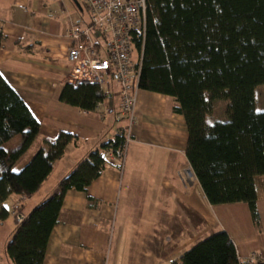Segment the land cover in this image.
Masks as SVG:
<instances>
[{
	"label": "trees",
	"instance_id": "1",
	"mask_svg": "<svg viewBox=\"0 0 264 264\" xmlns=\"http://www.w3.org/2000/svg\"><path fill=\"white\" fill-rule=\"evenodd\" d=\"M79 6L75 7L82 12ZM146 6L144 37L134 41L142 56L138 90L176 102L173 112L187 128L185 158L207 203H244L258 226L255 179L264 176V111L255 110V89L263 87L264 94V0H146ZM4 41L0 33V50ZM58 100L92 112L104 93L98 86L66 83ZM218 101L228 102L227 118L208 123ZM39 129L24 101L0 74V225L12 211L5 203L14 196L23 200L37 194L66 148L78 142L60 131L14 173V164L31 147ZM16 136L19 148L5 151L3 146ZM94 148L58 182L52 196L15 224L4 245L11 264L44 263L66 193H85L104 172L107 153L122 160L124 138L115 134L97 141ZM175 264L239 263L234 244L220 231L194 244Z\"/></svg>",
	"mask_w": 264,
	"mask_h": 264
},
{
	"label": "crops",
	"instance_id": "2",
	"mask_svg": "<svg viewBox=\"0 0 264 264\" xmlns=\"http://www.w3.org/2000/svg\"><path fill=\"white\" fill-rule=\"evenodd\" d=\"M14 2L26 6L27 11L13 8ZM41 2L0 0V33L5 36L0 50V74L39 123V134L31 147L35 144L38 151L44 147L45 141H54L60 131L77 137L78 142L66 148L64 156L54 165L37 194L23 200L17 198L22 202L23 216L50 196L52 186L47 187L46 184L54 180L52 184L57 186L89 150L97 148H94L97 141L112 139L125 124L119 115L118 89L114 84L112 89H102L107 96L101 102L102 106L92 112L59 102V93L67 83L69 72L66 61L69 40L63 32L60 33L62 24L58 27L56 22L45 19ZM176 106L172 98L137 90L136 121L128 143L132 142L133 148L124 153L122 171L120 165L112 163L105 167L100 178L85 193H66L57 224L48 239L43 264H103L104 252L112 240H115V255H120L124 239L135 231L128 213L124 212L121 216L115 214L114 203L121 196L126 206H144L150 200H166L172 187L164 179V172L175 170L182 158L188 166L186 171H191L185 158L187 128L183 118L173 112ZM107 107L110 112L103 116ZM10 142L3 149L7 152L17 150H6ZM16 144L18 146L19 141ZM121 172L127 177L123 190L120 188L118 193ZM192 178L196 181L193 174ZM191 179L189 185L192 187ZM255 188L258 226L253 224L248 206L244 203L210 206L201 190L205 203L198 201L194 194H176L179 207L190 211L196 221V236L200 239L190 243L191 247L216 230L229 236L239 264H245L252 253H264V177L255 181ZM160 189L162 195L158 193ZM14 198L11 197L5 206ZM116 220L119 224L115 223L112 227V222ZM168 247L167 253L165 249L156 251L158 264H165L172 257L178 261V257L183 255L174 245ZM148 255L146 252V258Z\"/></svg>",
	"mask_w": 264,
	"mask_h": 264
},
{
	"label": "rangeland",
	"instance_id": "3",
	"mask_svg": "<svg viewBox=\"0 0 264 264\" xmlns=\"http://www.w3.org/2000/svg\"><path fill=\"white\" fill-rule=\"evenodd\" d=\"M6 1L7 0H4V2ZM27 5L34 9L30 4L27 3ZM72 5L73 4H71L68 0H42L41 2V7L45 10V13L43 14L45 19H49L51 22H56L58 27L62 24L63 29H60V33L63 32L65 35L66 32L72 27L81 28L83 24H86L88 21L86 12L84 10L79 12L76 7ZM255 97V110L257 112H263V87L259 86L255 89ZM227 105L228 102L226 101L215 102L213 105L214 108L212 115L207 118V122L212 123L215 121H225L227 118ZM17 141H19L20 145L21 140L19 136H16L11 140L6 150L12 151L18 149L19 145L17 146ZM132 148L133 145L131 142L126 146L124 153L126 154V151ZM36 152V146L34 144L31 149L14 164L12 171L14 173H19ZM123 162L124 157L120 163L121 171L123 169ZM187 168L188 166L186 161L182 158L175 170L171 171L172 169H167L164 172L166 173L163 175L164 179L170 183L172 187V191L169 192V197L166 200L162 199V201L159 200L156 202L150 200L144 206H126L124 205L121 196V199L114 203L113 209L115 214L117 213L118 216H121L124 212L129 214V219L131 220L135 233H132V235L124 239V246L121 249V254L118 256L115 255L114 252L115 240H112L104 252L103 264H158L156 259V251L165 249V253H167V249L170 248L168 246L174 245L175 248H179L178 252L183 254L191 247L190 243L200 239L196 236V221L194 220L192 214L190 211H187L186 208L181 206L179 207L180 204L176 198V194L178 193L186 196L189 194H194V197H196L198 201L205 203L197 182L193 180V178L191 179L190 176H186L184 174ZM126 177L127 174L124 175L123 172L120 173L118 180V193L120 188L123 190ZM262 177L264 176L257 177L255 181H258L260 178L262 179ZM190 179L193 182L192 187L189 185ZM52 181L54 180H51L48 184H46L47 187L52 186L53 193L51 192L50 196L55 193L53 190L56 186V184H52ZM158 193L159 195H162V189L158 190ZM17 198L18 197H15L12 202L10 201L11 203L8 202L6 204V207H8L7 209L9 211L12 209L13 213L10 212L9 217L0 225V264H11L4 255V245L10 238V234L15 224V216L22 214V202H20V200ZM115 223L118 225L119 221H113L112 227ZM116 230L119 229L117 228ZM214 232L217 231L213 230L210 234H213ZM188 243L190 246L187 245ZM146 252L149 253L147 258ZM168 260H175L177 262V260L173 259V257L168 258L166 262Z\"/></svg>",
	"mask_w": 264,
	"mask_h": 264
},
{
	"label": "built area",
	"instance_id": "4",
	"mask_svg": "<svg viewBox=\"0 0 264 264\" xmlns=\"http://www.w3.org/2000/svg\"><path fill=\"white\" fill-rule=\"evenodd\" d=\"M76 1L86 12L88 21L81 28L72 27L66 32L69 40L66 82L73 86H98L100 89H112V84L116 86L119 115L125 122L116 135L124 138L126 148L136 121V94L142 62L141 51L135 50L134 41L137 36L144 37L146 0ZM13 8L27 11L26 6L19 2H14ZM100 106L102 103L97 104ZM109 112L108 107L104 108L103 116ZM106 158L107 166L112 163L120 165L123 160H116L110 153ZM184 174L191 177L189 171ZM22 219V214L16 215L15 224ZM175 263V260H168L165 264ZM256 263L264 264V253H252L246 258L245 264Z\"/></svg>",
	"mask_w": 264,
	"mask_h": 264
},
{
	"label": "water",
	"instance_id": "5",
	"mask_svg": "<svg viewBox=\"0 0 264 264\" xmlns=\"http://www.w3.org/2000/svg\"><path fill=\"white\" fill-rule=\"evenodd\" d=\"M71 2H72L76 7H80V6H79V3H78L76 0H71ZM189 173L192 174L191 171H189Z\"/></svg>",
	"mask_w": 264,
	"mask_h": 264
}]
</instances>
